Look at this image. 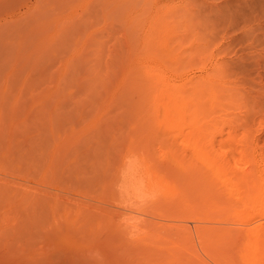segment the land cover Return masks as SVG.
<instances>
[{"label": "rangeland", "instance_id": "obj_1", "mask_svg": "<svg viewBox=\"0 0 264 264\" xmlns=\"http://www.w3.org/2000/svg\"><path fill=\"white\" fill-rule=\"evenodd\" d=\"M263 189L264 0H0V264H264Z\"/></svg>", "mask_w": 264, "mask_h": 264}, {"label": "bare ground", "instance_id": "obj_2", "mask_svg": "<svg viewBox=\"0 0 264 264\" xmlns=\"http://www.w3.org/2000/svg\"><path fill=\"white\" fill-rule=\"evenodd\" d=\"M121 160V159H120ZM206 160L208 161V160H210V159H208V158H206ZM213 159H211V161H208V169L210 170V171H212L213 169H215V167H218V168H220V167H222V165L221 166H218V165H220L221 163H219V164H217L216 162H214V161H212ZM121 162H122V160H121ZM120 163V162H119ZM118 163V166H117V164L116 165H114V166H117V168H115V170H114V166H113V164L111 165L109 162H108V164L112 167L111 169H110V166L108 167L107 166V164H106V167H108V169L105 167L104 169L105 170H103V171H105V172H103V173H101L102 175L103 174H105V176H107V177H109L110 176V178H111V180H110V178H109V180H108V178L106 177V179H105V176H102L103 177V181L105 182V180H106V183H107V185L109 184V187H111L110 189H114L115 191H116V188H113V186H112V184H111V182H112V179H113V182L115 183L116 181H118L119 182V180H120V172L122 171L121 169H122V166H121V164H119ZM252 163V162H251ZM120 166H121V168H120ZM236 166H238V165H236ZM225 167V166H224ZM223 167V168H224ZM255 167V166H254ZM230 168V167H229ZM252 168V167H251ZM111 170H113L114 172L112 173V171ZM106 171H107V173H108V175L106 174ZM111 171V172H110ZM228 170H226V168L225 169H220L219 171H217V175L223 180V181H226L227 180V174H226V172H227ZM110 172V173H109ZM112 173V174H111ZM228 173H229V171H228ZM232 175V174H231ZM233 175H235V174H233ZM113 178H112V177ZM228 176H229V174H228ZM240 178V177H239ZM242 178V177H241ZM231 179H233V178H231ZM244 179H245V181H244V183L246 182V181H248V178H247V180H246V178L244 177ZM243 179V180H244ZM258 179V178H257ZM256 179V180H257ZM234 181H235V179H233ZM240 180V179H239ZM243 180H242V182L241 183H243ZM229 181V180H228ZM259 181V180H258ZM110 182V183H109ZM117 182V183H118ZM238 182V179H237V181H236V183ZM240 182V181H239ZM262 182H263V180H262ZM240 183V184H241ZM248 183H249V181H248ZM260 183V182H259ZM111 184V185H110ZM239 184V183H238ZM237 184V185H238ZM251 184V183H250ZM250 184H248V185H250ZM106 185V186H107ZM114 185V184H113ZM127 185V184H126ZM225 185H227L226 183H225ZM235 186H236V184H234ZM234 185H233V187H234ZM242 185V184H241ZM246 185H247V183H246ZM246 185L245 186H243L241 189H243V188H246ZM247 185V189H248V186ZM251 185H253V184H251ZM250 185V186H251ZM116 185H114V187H115ZM239 186V185H238ZM108 187V186H107ZM252 187V186H251ZM254 187V186H253ZM257 187H259V186H257ZM261 187V186H260ZM229 188L231 189V186H229ZM233 189V188H232ZM250 189V188H249ZM113 190V191H114ZM252 190H255V189H253L252 188ZM251 190V191H252ZM257 190H259V188L257 189ZM112 191V193H113V195L115 196V197H118L117 195H119V193H117V195H116V192H115V194H114V192ZM229 191V190H228ZM236 191V190H235ZM237 191H238V189H237ZM242 191V190H241ZM247 191V190H246ZM245 191V193H247ZM260 191V190H259ZM259 191H253V192H250L249 191V193H247L246 195L247 196H245V197H242L243 195H241V199H240V201H241V203L246 207V208H248V209H250V210H252V211H254V213L256 212V211H258V209L260 208V207H262L263 205H264V197L261 199V201L259 202V204H256L255 202H254V196L259 192ZM243 192H244V190H243ZM263 192H264V189H263ZM251 193H252V195H254V196H250L251 195ZM244 194V193H243ZM250 194V195H249ZM112 195V196H113ZM236 196H237V193H236ZM139 197V196H138ZM240 197V196H239ZM237 198H238V196H237ZM115 199V198H114ZM258 199V198H257ZM239 200V199H238ZM228 202H232V200L230 199V201H228ZM227 202V203H228ZM229 203V204H230ZM234 203H236V202H234ZM238 203V202H237ZM230 206H231V204H230ZM237 206H239V205H237ZM236 207V206H235ZM231 208H234V207H231ZM244 208V207H243ZM238 209V208H237ZM236 209V210H237ZM232 210H234V209H232ZM246 210V209H245ZM239 214V213H238ZM264 215V214H263ZM246 221H247V219H246ZM5 223V222H4ZM18 230V229H17ZM7 232V231H6ZM17 232V231H16ZM20 232V231H19ZM18 232V233H19ZM35 232V231H34ZM22 234V233H21ZM8 236V235H7ZM13 236V235H12ZM15 236V235H14ZM258 235L257 236H255V238H254V240H252V241H248L247 243H246V246H245V257L246 258H253V257H258V256H260L261 255V257H262V254L264 255V245L262 246V245H260V244H262V243H264V242H262V243H260L259 244V242H258ZM21 239V238H20ZM262 239V238H261ZM15 241H17V240H15ZM19 243V242H18ZM17 243V244H18ZM240 251H242V250H240ZM5 254V253H4ZM15 254V253H14ZM240 254V253H239ZM12 255V254H11ZM13 256H15V255H13ZM5 257V256H4ZM28 259V258H27ZM261 261H262V259H261ZM5 263V262H4ZM19 264H20V262H19ZM56 264V263H55Z\"/></svg>", "mask_w": 264, "mask_h": 264}, {"label": "clouds", "instance_id": "obj_3", "mask_svg": "<svg viewBox=\"0 0 264 264\" xmlns=\"http://www.w3.org/2000/svg\"><path fill=\"white\" fill-rule=\"evenodd\" d=\"M119 185H116V191L119 193ZM154 199V198H153ZM136 207L129 209L127 204H119L118 207L122 210V215L119 217L118 224L121 225L122 230L126 231L127 238L130 240H135L140 233L146 232V228L143 227L145 224V216L143 214L144 208L147 207L149 201L137 199L135 201ZM134 216L136 218V229L135 231H128L127 225L129 224L128 217ZM88 258L94 262V264H99L102 260V256L99 251H90L88 253Z\"/></svg>", "mask_w": 264, "mask_h": 264}]
</instances>
